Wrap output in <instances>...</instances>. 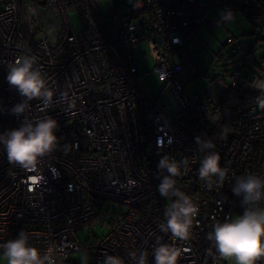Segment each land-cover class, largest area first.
Returning a JSON list of instances; mask_svg holds the SVG:
<instances>
[{"label": "built area", "instance_id": "1", "mask_svg": "<svg viewBox=\"0 0 264 264\" xmlns=\"http://www.w3.org/2000/svg\"><path fill=\"white\" fill-rule=\"evenodd\" d=\"M214 7L222 24L227 21L221 13L231 10L244 14L258 34L264 31V0H135L111 33L95 0H0V133L24 118L9 114L23 98L6 81L7 64L21 55L37 57L54 91L48 107L30 101L27 117L51 116L59 125L56 147L35 170L9 164L0 145V246L23 230L29 245L50 253L55 264H69L81 250H87L86 264H102L105 253L123 264H138L141 255L145 264H155L161 245L179 250L177 264H235L219 256L208 234L226 217L242 214V197L232 193L238 177L264 179V108L248 106L234 130L223 133L216 153L227 175L222 185L213 177L209 188L199 168L212 150L195 138L211 141L220 118L211 91L216 82L189 94L177 52L186 40H200ZM141 43L149 46L164 83L158 98L149 95L135 62L134 48ZM241 85L245 79L235 69L220 89ZM165 96L176 104V114L163 104ZM164 156L177 162L176 186L199 208L186 240L160 228L175 200L157 191L158 177L167 175L157 169ZM111 203L123 209L111 212ZM90 224L105 234L83 246L76 232ZM3 253L0 247V264H7Z\"/></svg>", "mask_w": 264, "mask_h": 264}, {"label": "clouds", "instance_id": "2", "mask_svg": "<svg viewBox=\"0 0 264 264\" xmlns=\"http://www.w3.org/2000/svg\"><path fill=\"white\" fill-rule=\"evenodd\" d=\"M232 18L231 10L221 13L223 21ZM36 65L37 57L29 55L18 56L7 64L6 81L23 98L9 109V114L24 118L19 127L0 133V145L6 150L8 163L27 170H35L41 158L54 150L58 140L57 120L51 116L32 120L26 115L30 101L40 100L48 107L54 96V91ZM256 86L264 88V83ZM260 107L264 108V100L260 101ZM195 142L202 149L214 147L211 141H201L199 137L195 138ZM219 161V154L210 152L201 162L199 176L207 182L209 188L212 187L213 177L217 178L218 185H222L227 175V169L221 168ZM157 169L167 173L158 177L160 182L157 191L162 197L175 198L164 214L166 223L160 225L161 231L186 240L192 218L198 214L199 208L177 188L174 178L180 172L175 160L164 156L158 161ZM232 193L242 197V214L234 219L226 217L224 222L216 223L208 239L214 242L215 250L221 258L234 259L235 264H257V261L264 258V207H261L264 201V179L251 174L238 177ZM0 247L4 249L7 264H55L50 253L41 254L37 248L29 245L28 234L23 230L15 239ZM179 255L178 249L161 245L154 251L155 264H177ZM102 264H123V260L105 253ZM138 264H145L143 255L139 257Z\"/></svg>", "mask_w": 264, "mask_h": 264}, {"label": "rangeland", "instance_id": "3", "mask_svg": "<svg viewBox=\"0 0 264 264\" xmlns=\"http://www.w3.org/2000/svg\"><path fill=\"white\" fill-rule=\"evenodd\" d=\"M134 1L95 0L100 18L109 33L112 31V25L117 27L118 20L128 12ZM219 14V7L208 9L209 23L201 29L200 41L186 40L184 47L177 52L178 60L184 65L181 79L187 86V92L200 93L209 85L210 80H213L216 85L211 91L214 99L219 101L224 94L220 87L227 82L228 75L235 69H240L244 76L250 69L258 76L254 83L246 80L245 89L251 92L264 91V88L256 86L264 83V31L258 34L255 26L240 12L235 13L225 24L217 21L216 16ZM71 21L75 29L79 30L77 17H72ZM134 58L139 72L143 75V82L149 95L158 98L164 83L154 71V61L149 46L146 43L137 45L134 48ZM162 102L172 114L177 113V106L171 97H163ZM108 207L111 212H120L123 209L122 206L114 203L109 204ZM104 234L105 231L100 225L90 224L77 231L76 237L83 246H87L94 242L95 237L99 238ZM70 260L76 264H86L87 250L74 252ZM2 261H5L4 256Z\"/></svg>", "mask_w": 264, "mask_h": 264}, {"label": "trees", "instance_id": "4", "mask_svg": "<svg viewBox=\"0 0 264 264\" xmlns=\"http://www.w3.org/2000/svg\"><path fill=\"white\" fill-rule=\"evenodd\" d=\"M34 1L38 2V0ZM242 76L245 79V85L246 80H248L250 83H254L258 78V76L250 69L248 70L246 76H244L243 74ZM245 85L227 90L219 100L221 114L218 123L213 133L211 134V142L214 145V147L211 148V152L216 153L223 133H225L226 131L234 130L241 111H243L250 105L260 104V101L264 100V91L251 92L245 89ZM69 264L76 263L71 261L69 262Z\"/></svg>", "mask_w": 264, "mask_h": 264}, {"label": "crops", "instance_id": "5", "mask_svg": "<svg viewBox=\"0 0 264 264\" xmlns=\"http://www.w3.org/2000/svg\"><path fill=\"white\" fill-rule=\"evenodd\" d=\"M219 11H220V9H219ZM208 23H209V20H208ZM208 23H207V24H208ZM199 41H200V40H199Z\"/></svg>", "mask_w": 264, "mask_h": 264}]
</instances>
